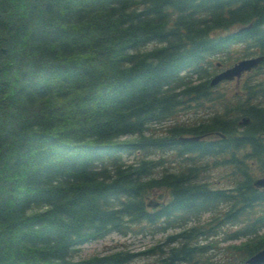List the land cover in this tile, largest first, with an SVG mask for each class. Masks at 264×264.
I'll list each match as a JSON object with an SVG mask.
<instances>
[{
  "label": "trees",
  "instance_id": "obj_1",
  "mask_svg": "<svg viewBox=\"0 0 264 264\" xmlns=\"http://www.w3.org/2000/svg\"><path fill=\"white\" fill-rule=\"evenodd\" d=\"M249 22L264 45V0H0V264H77L68 259L72 248L90 234L122 227L125 215L152 226L171 212L196 215L230 202L229 190L196 181L195 166L175 175L170 186L144 181L151 161L125 167L110 159L116 151L121 155L123 136L143 150L178 146L171 136L144 134L151 123L183 110L163 89L171 92L179 65L200 67L211 34ZM203 93L207 101H226V114L242 111L221 92ZM246 112L252 123L241 137L228 130L226 141L182 144V151L214 156L243 141L264 170V108ZM240 160L229 155L214 164ZM250 168L245 162L239 168L241 210L264 201L246 178ZM161 183L173 202L148 212L143 196ZM235 209L228 221L240 213ZM196 235L191 229L178 237ZM191 257L183 246L168 264H190ZM110 259L123 264L129 255L87 264Z\"/></svg>",
  "mask_w": 264,
  "mask_h": 264
},
{
  "label": "rangeland",
  "instance_id": "obj_2",
  "mask_svg": "<svg viewBox=\"0 0 264 264\" xmlns=\"http://www.w3.org/2000/svg\"><path fill=\"white\" fill-rule=\"evenodd\" d=\"M201 117H207V115L203 112H199V113H192V112H187V113H183L179 116V118L181 119L182 122H192V121H197L199 120ZM1 135V133H0ZM2 137L4 136L3 134L1 135ZM161 153L159 152H153L152 155H150V158L152 159H159ZM166 155V154H165ZM136 155H132V156H126L125 160L129 161V162H134L136 160ZM211 218V212H206L202 215L201 217V221L205 222L210 220ZM192 223V222H191ZM190 223V224H191ZM224 235H221L219 237L218 240H223ZM160 238H163V236L159 233H157L156 230L149 232L148 235H143V236H139V237H135V236H128L126 238H123L120 234H113L111 237H109L107 243H111V241H116V240H121V241H126L129 242L130 245H132L133 248L135 249H141L144 246H149L152 245L155 241L159 240ZM230 244V242H224L222 243V245H228ZM99 244H90V245H86L83 246L82 250L80 249V251L77 253L79 256H85L90 254L92 251L96 250L99 247ZM224 246H220V250H223ZM227 254L225 252L221 253V254H217L216 258L213 259L214 262L218 263V264H222L224 261L227 260ZM140 260V259H139Z\"/></svg>",
  "mask_w": 264,
  "mask_h": 264
},
{
  "label": "bare ground",
  "instance_id": "obj_3",
  "mask_svg": "<svg viewBox=\"0 0 264 264\" xmlns=\"http://www.w3.org/2000/svg\"><path fill=\"white\" fill-rule=\"evenodd\" d=\"M243 142V141H242ZM244 146V145H243ZM245 146H246V144H245ZM191 178V177H190ZM189 179V178H188ZM192 179V178H191ZM187 181V180H186ZM185 182V181H184ZM191 182V181H190ZM247 184H250V183H247ZM251 185V184H250ZM243 188V187H242ZM248 190V189H247ZM251 191V190H250ZM240 192V191H239ZM246 192V191H245ZM252 192V191H251ZM242 193V192H241ZM244 193V192H243ZM242 193V194H243ZM250 194V193H249ZM243 196V195H242ZM241 196V197H242ZM247 196V195H246ZM257 196V195H256ZM255 197V196H254ZM244 198V197H243ZM261 199V198H260ZM255 202V201H254ZM212 203V202H211ZM244 203H246V202H244ZM251 203V202H250ZM253 203V202H252ZM250 205V204H249ZM193 207H194V205H193ZM199 207V206H198ZM188 208V207H187ZM196 208V207H195ZM199 212V211H198ZM151 257V260H155V258H157V256H155V255H151L150 256Z\"/></svg>",
  "mask_w": 264,
  "mask_h": 264
},
{
  "label": "water",
  "instance_id": "obj_4",
  "mask_svg": "<svg viewBox=\"0 0 264 264\" xmlns=\"http://www.w3.org/2000/svg\"><path fill=\"white\" fill-rule=\"evenodd\" d=\"M261 256H264V254H262Z\"/></svg>",
  "mask_w": 264,
  "mask_h": 264
}]
</instances>
